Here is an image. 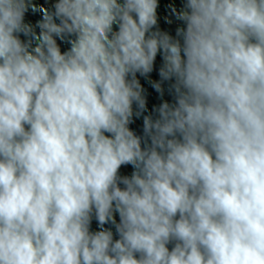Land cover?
Listing matches in <instances>:
<instances>
[{
	"label": "clouds",
	"instance_id": "1",
	"mask_svg": "<svg viewBox=\"0 0 264 264\" xmlns=\"http://www.w3.org/2000/svg\"><path fill=\"white\" fill-rule=\"evenodd\" d=\"M158 7L0 0V264H264V0Z\"/></svg>",
	"mask_w": 264,
	"mask_h": 264
},
{
	"label": "water",
	"instance_id": "2",
	"mask_svg": "<svg viewBox=\"0 0 264 264\" xmlns=\"http://www.w3.org/2000/svg\"><path fill=\"white\" fill-rule=\"evenodd\" d=\"M55 0H33L34 3V10H30V12L26 16V20L35 24L39 21L44 13L45 10H49L52 8ZM183 0H159V7L157 9L158 14V27L162 31L169 32L171 35H176V30L178 27H181L182 24L180 21L176 20L175 18V11H178L182 7ZM175 10V11H174ZM68 47L67 44L61 43V49L66 50ZM160 58H157V67L159 66ZM141 79V84L147 90L148 93V100H149V108L153 104H158L161 102V98L159 95L154 91L151 84L148 80L144 78ZM152 79H158L157 73H152ZM164 99L170 100L171 97L167 95L164 96ZM131 127L136 130L138 134H141V127H142V120L136 119L135 122L131 125ZM133 171L132 167L129 166H122L120 169L121 175H130ZM118 219V217H117ZM92 230H98V224L95 220L92 222ZM105 227H111L110 225H105ZM112 230L115 234V228L112 227ZM118 238V237H117ZM172 245H169L171 248Z\"/></svg>",
	"mask_w": 264,
	"mask_h": 264
}]
</instances>
